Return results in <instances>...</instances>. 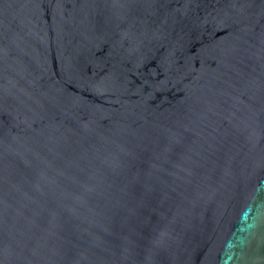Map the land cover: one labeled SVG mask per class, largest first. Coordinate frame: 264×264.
I'll list each match as a JSON object with an SVG mask.
<instances>
[{"label":"water","instance_id":"95a60500","mask_svg":"<svg viewBox=\"0 0 264 264\" xmlns=\"http://www.w3.org/2000/svg\"><path fill=\"white\" fill-rule=\"evenodd\" d=\"M0 264H264V0H0Z\"/></svg>","mask_w":264,"mask_h":264}]
</instances>
